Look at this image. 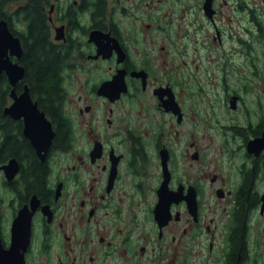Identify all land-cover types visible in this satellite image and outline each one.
<instances>
[{
	"label": "flooded vegetation",
	"instance_id": "flooded-vegetation-1",
	"mask_svg": "<svg viewBox=\"0 0 264 264\" xmlns=\"http://www.w3.org/2000/svg\"><path fill=\"white\" fill-rule=\"evenodd\" d=\"M26 1L3 4L21 56L26 21L19 9ZM39 6L48 40L62 56L64 123L40 105L21 56L11 55L24 66L15 92L28 87L53 134L37 149L23 116L4 112L12 85L2 72L8 90L1 111L14 125L1 123L0 140L23 144L19 155L0 154V166H17L0 168V264H8L11 223L21 208L30 212V233L20 264H264V0H41ZM228 10L242 12L239 50L253 66L231 91ZM170 49L180 57L176 70ZM200 70L217 78L203 112ZM190 96L197 125H183ZM218 96L224 118L214 109ZM228 103L242 107V121L228 125ZM34 160L43 164L41 182ZM241 191L249 195L245 203Z\"/></svg>",
	"mask_w": 264,
	"mask_h": 264
},
{
	"label": "trees",
	"instance_id": "trees-1",
	"mask_svg": "<svg viewBox=\"0 0 264 264\" xmlns=\"http://www.w3.org/2000/svg\"><path fill=\"white\" fill-rule=\"evenodd\" d=\"M7 0H0V18L3 14V4ZM41 0H27L26 5L20 8L21 14L26 21V36L24 39L23 54L21 61L25 66V80L32 86V90L39 94L40 105L44 107L49 115L59 122H63L60 103L62 97L59 95V80L57 69L62 62V56L48 40L47 30L44 25V17L39 9ZM17 11L16 15H18ZM8 83L3 73L0 74V125L6 119L7 125H14L13 120L2 115V106L5 103ZM23 143L15 138L7 136L0 140V154L3 151L19 155V147ZM26 146V145H25ZM1 156V155H0ZM31 168L36 179L43 180V164L34 160ZM241 191L240 203H245L248 194ZM252 196V195H251ZM251 198L254 199V196ZM236 243V241H235ZM239 244V243H238ZM236 260L235 253L231 254V262Z\"/></svg>",
	"mask_w": 264,
	"mask_h": 264
},
{
	"label": "water",
	"instance_id": "water-1",
	"mask_svg": "<svg viewBox=\"0 0 264 264\" xmlns=\"http://www.w3.org/2000/svg\"><path fill=\"white\" fill-rule=\"evenodd\" d=\"M22 53V47L18 36L14 35L8 26L5 18H0V74L4 72L7 75L11 87L10 95L12 102L4 107V112L9 113L13 117L23 116L24 131L30 137L34 146H47L51 140L53 131L50 128V120L46 117L43 109L37 106V102L32 100L29 89L25 85L24 89L17 94L14 89L15 83L23 76L24 66L17 61L11 59V55L19 58ZM236 96H232L230 106L235 107ZM169 109L176 110L173 107L171 98L167 101ZM47 128V129H46ZM45 131L47 134L43 137L38 133ZM38 132V133H37ZM14 166L12 170H16V162L9 161L8 164L1 165L0 168L5 170ZM12 170L8 176H11ZM163 192L160 193V197ZM30 233V212L26 208H21L11 223V238L9 248L5 254L8 264H20L23 260V252L29 240Z\"/></svg>",
	"mask_w": 264,
	"mask_h": 264
},
{
	"label": "rangeland",
	"instance_id": "rangeland-1",
	"mask_svg": "<svg viewBox=\"0 0 264 264\" xmlns=\"http://www.w3.org/2000/svg\"><path fill=\"white\" fill-rule=\"evenodd\" d=\"M165 4L166 3H161L159 4V7L157 5L156 9L157 8L162 9L165 6ZM172 9L174 10L173 12L174 14H172V17L174 19V22H176V20L179 17L178 15L180 12L177 11V8L174 6ZM241 14H242L241 11H229L228 10V16H231V19L228 18V57L229 58H228L227 69H228V88L230 89L229 91H231V88L240 89V84L242 83L244 76L249 72L251 68L253 69L252 65H250L249 63L243 62V59H242L243 54L241 50H239L243 48V46H240L239 44L240 42L238 41V38L244 37V34L241 31V23H242ZM259 45L260 46L257 47L258 51H260L262 48V44H259ZM255 46H257L256 43H255ZM170 52L171 53H169V62L173 64L176 70V66H178L180 57L177 56L175 49H170ZM259 68L264 74V61L261 63V65L259 64ZM195 74H201V78H199V82L201 83L203 87L202 89H204V91H207V94L205 96H202V95L198 96L199 100H201L200 107H201V111L203 112L204 111L203 107L206 108V101L210 99H212L213 101V97L215 96V94L213 93V88H214L213 81H217V78L216 77L213 78V76L204 77L203 74L205 73L202 72V70H200L198 73H195ZM209 74L213 75L216 73L213 72V69H211ZM244 95H245L246 101H248L251 98L250 93H246ZM260 95L263 96V99H264V93H261ZM229 98L230 97H228V99ZM216 100H217V105L214 106V109L219 117L224 118L225 116L224 109L223 107L219 105V103H221V96L216 97ZM191 104L192 105L194 104V100L190 96L185 103V107L188 112V115L186 119L184 120L183 125H197L196 124L197 119L191 118V115H192V109L190 106ZM242 113L243 112H242L241 106H237L235 109H233L229 107V103H228V125H230L233 122L242 121L243 120ZM205 200L208 201L209 199L206 198Z\"/></svg>",
	"mask_w": 264,
	"mask_h": 264
}]
</instances>
